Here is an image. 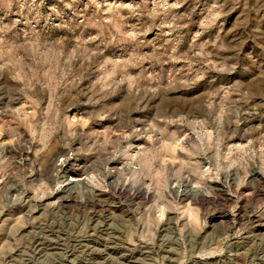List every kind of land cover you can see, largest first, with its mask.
<instances>
[{
	"label": "rangeland",
	"instance_id": "rangeland-1",
	"mask_svg": "<svg viewBox=\"0 0 264 264\" xmlns=\"http://www.w3.org/2000/svg\"><path fill=\"white\" fill-rule=\"evenodd\" d=\"M0 264H264V0H0Z\"/></svg>",
	"mask_w": 264,
	"mask_h": 264
},
{
	"label": "bare ground",
	"instance_id": "bare-ground-1",
	"mask_svg": "<svg viewBox=\"0 0 264 264\" xmlns=\"http://www.w3.org/2000/svg\"><path fill=\"white\" fill-rule=\"evenodd\" d=\"M137 192V191H136ZM149 194V192H148V189L147 190H142V189H139L138 190V196H142V197H145V196H149L148 195ZM204 196V195H203ZM204 199V198H203ZM260 225H258V227H259ZM259 229H263L261 226L259 227ZM133 250V249H132ZM135 251V250H134ZM141 251V250H140ZM128 253V252H127ZM127 253H126V256H127ZM131 253V252H130ZM137 253V252H136ZM141 254H143V253H141ZM129 255V254H128ZM137 256V255H136ZM135 257V255H134V253L132 252L131 253V255L128 257L130 260L132 259V258H134ZM139 256H137V258H138ZM127 258V257H126ZM125 259V258H124ZM133 260V259H132ZM135 261V260H134ZM137 261V260H136ZM132 262V261H131ZM133 263V262H132Z\"/></svg>",
	"mask_w": 264,
	"mask_h": 264
}]
</instances>
